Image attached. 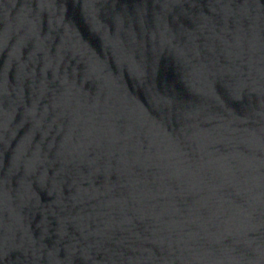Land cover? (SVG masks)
Here are the masks:
<instances>
[{
  "label": "water",
  "instance_id": "1",
  "mask_svg": "<svg viewBox=\"0 0 264 264\" xmlns=\"http://www.w3.org/2000/svg\"><path fill=\"white\" fill-rule=\"evenodd\" d=\"M0 264H264V0H0Z\"/></svg>",
  "mask_w": 264,
  "mask_h": 264
}]
</instances>
